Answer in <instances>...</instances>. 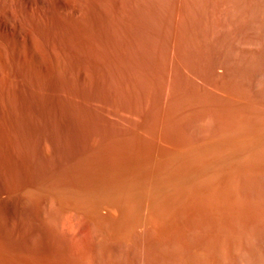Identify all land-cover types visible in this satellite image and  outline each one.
<instances>
[{
	"label": "bare ground",
	"instance_id": "bare-ground-1",
	"mask_svg": "<svg viewBox=\"0 0 264 264\" xmlns=\"http://www.w3.org/2000/svg\"><path fill=\"white\" fill-rule=\"evenodd\" d=\"M67 1L66 0H59V1L57 0L56 2H58V3L55 2L56 4H54L53 0L52 1L50 0V3L52 2L51 3L52 5L50 4V7H51L50 10L52 12L49 10L50 14L52 13L51 15L48 13L49 12L48 10H47L48 12L46 11L47 8L45 10H43V8H41V7L37 10V12L36 11L34 12V13H36L34 15L32 7L35 5V3L41 4V5L43 4L45 6H46V3H48L47 4V6H48L49 1L46 2V0H0V119H3V121H5L4 123H6V124H4V126L2 124L3 127L0 128V135L2 136V139H3V141L1 140L2 142L0 143L1 144L0 149H1V151H3L2 148L4 149L3 146H5L4 151L6 150L8 153H10V155L13 158L12 161H14L16 163V165L20 166L23 169L21 171H24L25 175H26V180H24L22 183L14 184L11 181L12 180L11 179L10 182H12V184H14L13 186L11 185V187L5 186V187L0 188V198H1V200H3V203L6 207V209L9 210L8 212L6 210V212L10 213L13 211V213H14V214H12V213L11 214L14 215V219L16 218V222H17L16 224H18L17 227L19 228V231L14 233V234H16V238L18 239L19 244H21V246H22V245H26V243H27V245H28L27 247H29V248H27V250H30V249L35 250L34 247L38 244V242L40 243V241H41L42 243L47 244V246L48 245L51 246V249L53 247V249H55L58 252H60L61 254H63V256H61V257H63V259H64V256H67L71 260L74 261L73 263L76 262L78 264H157L156 261H158V260H160V262L158 261L159 264H264V240H261L262 237H261V239L257 240L254 236L255 233L249 232L250 229L247 232L245 230V233H242V234L240 233V236H238L239 235L238 234L235 237H233V239L229 240L230 241L229 244H223L218 239L219 243L215 246L214 244L211 243V241H212L211 240L212 237H211L210 243L212 244L213 248L215 246L213 253H212V251H210L211 249L209 250L212 253L211 257L208 256L209 253H207V255L202 256L201 252H199L200 254L198 255V253L196 252L197 249L195 251L194 250L195 247H192L191 245L190 246L193 248V249H191V252L193 253L192 259L190 258L192 254L190 255V257L186 256L187 253L183 254V251L181 254L180 248H182V246H179L180 244L179 245L177 244L178 243V241L176 242L177 238L174 237L175 242H173V241L169 242L168 241L169 245H167L165 243L166 246H168L167 248L165 246V249L166 250L168 249V251H166L165 253L169 252V254L165 255L166 256L165 258L155 260V257H158V256H156V255H158V254H156V252L159 253V251H162V248L165 245V244L162 245L160 239L157 240V237H156L157 235L160 234V233L157 234V229H156V223L158 222V217L160 216L158 213H160L161 216L163 214L162 212L159 211V208L161 205H164L165 202H167L168 204H170L172 202V200L177 202L176 199L175 200L173 199V197L175 195L177 196L178 194L180 196L182 193L184 194L185 191H186L185 194H188V195H189L188 191H190L191 193L192 192L194 193L195 191H197L194 194H196V195L198 194L197 195V198H198V196L201 194L200 191L201 192L204 191L203 189L207 190V188H205V187L211 188V186L214 187L217 184H222V181L226 180L232 174L234 175L237 172L239 173L240 170L242 171L243 169H246V168H247L246 170H248V169L255 170V172L257 173V174L255 173V175H258L257 181H259L260 179H262V181L264 180V165L260 164V159L262 160L264 154H262V153L259 154L260 151H262L264 148V146L262 148V145L264 144V124L262 121H264V120L257 119L260 117L262 118L264 116L261 115V116H258L257 118L255 117L257 120H261L259 122V123L262 122L261 125L259 123H257L259 125L251 124V126L247 127L246 129L241 128L244 131H238V129H240V127H241V125H240L241 121L240 120H238V121H240L238 123L240 125L238 127V129L236 130V128H235V130L233 129L235 132H230V133L229 132H227V133H222V132L216 133L215 131H213V133L214 132L216 133V134H213L211 132V130H207L209 127L208 126L206 129V132L210 131L211 132L210 133L211 135L209 134L210 136L205 135L204 138L201 137L202 139H199L200 137L199 138L197 137L199 139L198 141L195 142V140H193L194 143H191V144L185 143V145H183V146H182V144H180L181 147H179V144H178L177 145L178 147L176 149H174L175 147H173V149L169 153H168V151H169L168 150L167 151L168 154L167 153H165V154L160 153L158 150V152L160 153L158 156L160 157L161 154H164L165 157L160 160L157 158L158 157L157 156V157H155L156 161H155V158H153L155 156L153 153V150L151 149L154 156L151 154V151H149L150 149L148 147L151 146L150 144H149V146L147 144V146H148L147 147V146H144L142 144V141H140V140H138V141H140L141 143L132 141L133 138L135 137V135L137 136L139 134L140 135L145 134L146 129L149 128L148 124H147L148 125L147 128H146V123L145 124L144 123L143 124L138 123L140 126H138V124L136 123L137 127H133V126L130 127L129 125H128L129 127L128 126L125 127L124 125L121 126V123L118 124V122L123 121V120H121L123 118V116H125V117L129 116L132 118L131 120L136 119L138 117V114L136 113V111L138 112V109L135 110V108L137 106L135 108L133 106L130 107V105H129V107H127L128 104L126 105L122 101L125 102V100L129 98L127 101L131 100L135 104V103H137V100H139V96L141 95L140 101H144L143 104L146 103L145 107L147 109L148 106H150L149 105L150 103L148 104V102H151L149 97L153 94L152 92H154L155 87L156 88L158 87V89L160 91L159 94L161 93L160 95H157L156 93H154L157 95V97L160 96V101L158 100L159 101V107L156 106V109L157 110H158V108L160 109V110H158L159 111L158 115H160V116L162 115L161 119L163 118V113H165L167 111V109L170 107V106L168 107V105H170V104L173 105L172 103L179 100L180 101V102L178 101L179 105H180V103H182L181 106H183L184 101L181 102V100H183V97H185V96H183L181 98L180 95H183L185 89H187L186 88L187 85L183 84V82L188 83L189 81L188 80L186 81L185 79H188L190 77L193 78L194 75H195L194 77L198 76L197 77L198 79L206 78L207 74H206V76H205V74L203 76L204 72L202 71V68H201V71L203 73H200L201 76H200V74H198L199 72H197L194 68L196 66L199 67L201 62L208 60V59L211 60L210 61L211 66H208V67H211L209 69L212 70L211 74L209 73L210 71L208 72L210 74V77L212 76V72L214 74V77L215 76L219 77L218 79H220L221 77L222 78L224 77L225 80H222V82L225 81L224 82L225 86H227L226 85V83H227L228 87L230 85L231 88H234V89L238 88L240 91L242 90V92H245V95H246L245 98H247L248 100H250L249 102H251L250 106L251 105L254 106L255 104L253 105V103L256 102V105L259 104L261 107L262 106L264 107V0H207V3H208V5L206 3L207 7L204 6L205 8H203L204 3H202L203 4L202 9H201V7H199L201 4L198 5V7H197V4L202 2V0H172L170 2L171 3L170 8L167 7L168 5L166 6V3H167L166 0H147V5H146L147 8H144L145 5L143 2H145V1H143V0H142L143 4L141 2L140 3L144 7L139 6L140 3L138 4V2H137V4H134L135 1L132 4L131 3L132 0L131 1L128 0L129 2H127L126 0H117V2L114 1V3H116V4L113 6L112 5L110 6V4H109V6L103 5L104 6L103 9L101 7L102 5L99 7L98 6L99 3L98 4L96 3L98 0H91L92 3H91V5L89 4L88 6H86V5L82 6L81 4L79 6H74V4L69 3ZM103 2H104V0H103ZM164 2H166V3L164 4ZM203 2H204V0H203ZM148 3H150V4H148ZM84 4H86V3H84ZM103 4H106V3H103ZM162 4H164V6H166V7H162L163 6ZM172 4H173V6H172ZM75 5H77V4H75ZM45 6H42V7H45ZM194 14H199L201 16L205 15V17H202V19L200 18V20H201V22H200V21H197L195 18L191 19V17H194L193 16ZM124 15H128V16L124 17ZM129 15H131V16H129ZM135 15H149V16L150 15H154V16L157 15L156 19H157L158 15H161V18L164 15H166L164 18H169V19L171 18L172 21H170V20L166 21L165 25H167V28H169L168 26H170V28H172L173 30L171 31V29H170L168 32V33H170V35L169 34L166 35V33H164L163 31L158 30V28H159V26H158V28L156 29V31L157 30L158 31L157 32L153 31L155 34L152 31H150L156 36L155 38H157V39L153 38L154 35L153 36H151L152 34L148 35V33H146V32L145 33L147 34V36L144 35L142 37V35H143L142 33L145 31L143 27L147 26L145 24L148 22H149L148 24H150L151 19L149 18V20H148V16L145 17V18H147L146 20L148 21L145 23L144 21H146V20H144V19L139 20V18H138L139 16H135ZM167 15L168 16L170 15V16L168 17ZM171 15H174L175 17H171ZM179 15H182V16L183 15H187V16L192 15V16L190 18H188L189 17L188 16L186 18V20L184 19V17H186V16H184L183 17L184 21H181L182 16L180 17ZM156 19H155V22H156ZM162 19H161V21L163 23H165L164 22L165 20L163 19L164 20L163 21ZM173 19H174V21H173ZM193 19H195L196 24H198V23L200 25L202 24V26H201L202 29L200 30V32L198 31L199 29L197 30V32H199V33H196L195 32L196 30L193 31L194 26H196V28H197V25H195V22H193L194 21ZM153 20H154V18H153ZM153 20H151V21H153ZM198 20H199V18H198ZM141 21L144 22L145 26L143 25V22H141ZM157 21H158L157 23L160 22V20H157ZM150 25H149V27H150ZM200 25L198 26V28L200 27ZM118 26L124 27V28L119 27L121 32L123 34L125 33L124 34L125 37L123 36L121 39H120V37L123 34L120 33V31H118L119 30V29H117ZM181 27L182 28L185 27V28L181 29ZM151 28H152V26H151ZM161 28H162V25H161ZM122 29L124 30V32L122 31ZM136 30H139L142 32V33L137 32V33H141L140 38H138V36H139L138 34L136 36V34H135ZM148 30H150V29H147V31ZM119 35H121V36H119ZM167 36H169V37H167ZM151 37H152V39H151ZM161 37L163 39H165V37H167L168 40L166 39V40H164L166 42L163 41L164 43L163 42L161 43L160 42L162 40ZM157 40H159V41H157ZM155 41H157V42H155ZM208 61H205V62L207 63ZM210 62H208L207 65H210L209 64ZM201 64L204 65L205 63L203 62ZM204 71H205V67H204ZM72 73L75 76L77 75V78L79 80L78 81L79 82L78 90L74 88V86L76 85V82L73 83L72 76H71ZM63 74L66 77L65 76L63 77ZM179 76H181L180 78L182 80H183V78L185 80V81H182V84L180 82L181 80L179 79ZM45 77L48 78L47 81H49V79L51 81V82L49 81L50 82V85L48 86L49 90L46 89L47 87L43 86L45 83L44 82L45 80H43V78H45ZM213 79H211V81ZM215 79H217V78H215ZM218 79H217V81H218ZM178 80H179V82H178ZM201 80L203 81L204 79H201ZM191 81H193V80H191ZM209 81L210 80H208V82ZM198 82H201V81H198ZM203 82H205V80ZM203 82L201 84H203ZM46 83H48V82H46ZM93 83H94V85H93ZM178 83H180L181 86ZM61 84H65L67 86V89L70 92V93L66 92L69 94L68 98L67 97L65 98L63 93L61 92V89H60ZM206 84H208V83H206ZM143 85H145V86L143 87ZM178 85H179L180 89L178 88ZM182 85H184V87ZM214 85H216V84H214ZM66 86H65V88H66ZM93 86H95V87H93ZM193 86L194 85H192V87ZM223 86L221 88V85H220L219 89L221 88L223 91L224 90L226 91L225 88L223 89ZM29 87H31V89ZM75 87L77 88V86H75ZM203 87H204V85H203ZM205 87H207V85ZM61 88H62V86H61ZM211 88H210V90H211ZM138 89H140V90L138 91ZM178 89H179V91H178ZM191 89H193V88H191ZM200 89H202V88H200ZM214 89L215 90L217 89L215 92H217V93L220 92L219 95H221V92H223V91H221V89L220 90L218 89V86H217V88L215 87ZM238 89H237V93L239 95L240 92ZM14 90L15 91H21L20 94H22V93L24 94L25 90H27L29 92L28 93L26 91L28 93V96L26 95L28 98L29 97L31 99L34 98V99H37L41 102V103L40 102L39 103L42 104V106H40V107L43 110L39 109V111H42V112L33 114L37 110L35 109L36 111H33L34 109L32 110L29 107H27V103L25 102L26 99H24L25 96L23 97L22 96L23 94L19 96V94L17 92L14 93ZM44 90L45 91L47 90L49 92L46 91L47 92L46 93ZM230 90L228 92H230ZM137 91L140 92L139 96H138L139 93ZM43 92H45L46 95L48 93L50 94V92L52 94H54V95H52V97H54V96L56 97V100L55 99L54 100H55V104L58 106L55 108L59 109V113L65 112L66 114L67 113L69 114V115L67 114L69 117L66 116L65 114H63L64 116L67 117V120L65 117V121L67 124L63 122L60 125L57 123L58 124L57 125L54 121V120H56V118H53L54 120L51 118L50 115H53L56 110L52 109L54 111L53 114L49 113V112H51L49 109H47L48 108L47 102L49 100H47L48 98L45 96V93H43ZM201 92H202V90H201ZM234 92H235V90L233 92L231 91V93H234ZM16 93L18 94L17 96H19V97H16L14 95ZM185 93H187V90L185 91ZM195 93H196V91H195ZM237 93H235L236 94V96L234 95L235 97H238ZM188 94H186V95H188ZM198 94H199V92H198ZM209 94H210V92H209ZM223 94H225V93H223ZM243 94L244 93H242V95ZM61 95H63L62 97H64L65 99H67V100L69 99L71 101L70 102L71 104L69 103L70 105L67 103L69 106L65 104L66 102L64 103L65 99L63 98L64 100H62ZM225 95H227V94H225ZM240 95H241V93H240ZM124 97H127V98L125 99ZM194 97L195 96H193V98ZM230 97H231V95H230ZM242 97H244V96H242ZM121 98H122V100H121ZM185 98H188V97H185ZM238 99H241V98H238ZM109 100H112L110 102L111 103L113 102V104L117 103V102L118 103L122 102L123 104H120L121 106L117 104L119 107L118 108L119 110L117 108H115V110H113L115 105L111 109L110 105L112 106V104L109 103ZM188 100H186L185 102H187ZM202 100H201V102H202ZM209 100H207V101L209 102ZM214 100L216 101L217 99L214 98ZM214 100L212 99V101H214ZM230 100H231V98H230ZM236 100H237V98H236ZM131 101H129V102L131 103ZM203 101H205V100H203ZM219 101L220 100H218V103H219ZM243 101H245V100H243ZM226 102H228V101H226ZM246 102H248V101H246ZM35 103H37V102H35ZM77 103L79 105L78 107H77ZM203 103H205V102H203ZM230 103L232 104V106L234 105V103H232V101ZM55 104H54V106H55ZM175 104H177V103H175ZM20 105H23V106L25 105L26 107L25 106L24 107L21 106V107H22V109L27 108V110L22 112ZM131 105H132V103H131ZM154 105L155 104H153V106ZM179 105H178V108H179ZM240 105H242V104H240ZM143 106L144 105H142V107ZM188 106H186L187 109L192 107L191 104ZM201 106H203V105L201 104ZM223 106H220V107L222 108ZM238 106L235 105V107H238ZM247 106H249V105H247ZM79 107L81 110H83V112H85V111L88 112L87 110L90 109L91 113L93 112L92 110H94L96 107H98L100 110H98L96 108V111L94 113L97 114V110L100 112L102 110L104 112V114H106L108 119L109 118L111 119V116H109V115H112V116L115 115L114 118L120 117V120L118 122H116L117 119L116 120L113 118L111 119L112 122L115 121L116 124H118L119 126L113 124V126L114 125L116 126V127L115 126L113 127L112 125H110L111 122L109 121L110 122L109 123L108 120H106L109 123V126L107 124L105 126V124L103 123V125L105 126V127H103L100 124L101 122H98L100 124V126H98V125L96 126V124L90 125L91 122L89 121L90 122L89 126H93V127H87L88 125L84 127L83 125H85V124L80 122L81 120L79 121L80 124L78 123V121L76 122V120H75V118L77 119L83 113L82 112L80 115L78 114L81 111L79 109ZM216 107L214 109H216ZM241 107L243 110L245 107V110H246V106H244V107L240 106V109H241ZM32 108H33V106H32ZM34 108H36V107H34ZM37 108H39V106ZM181 108H179V109H181ZM233 108H234V106H233ZM233 108H231V110ZM28 109L32 110L33 112L29 114L28 112L30 110L28 111ZM153 109H155V108L151 106L150 109L148 108L147 111H145V112L150 113V115L152 114L151 115V117H152L154 112L153 113H151V112L153 111ZM156 109L154 110L155 113L157 111ZM179 109H178V111H179ZM208 109H207V111H209ZM224 109H227V107H224ZM240 109L237 108V111L238 112L241 111ZM116 110H118V111H116ZM193 110H192V113L196 112V110L195 111H193ZM198 110L200 111L199 108H198ZM228 110H230V109H228ZM234 110H235V108H234ZM234 110H232V112ZM258 110H260V109H258ZM26 111H28V112H26ZM215 111H218V109ZM260 111H258V112H260ZM103 112H101V113L103 114ZM181 112H182V109H181ZM201 112H202V110H201ZM220 112H221V110H220ZM220 112H218V113H220ZM225 112H227V111H225ZM250 112H251V110H250ZM254 112H255V108H254ZM254 112H251V114L253 113L252 115H254L256 113V112L255 113ZM141 113H142V111H141ZM176 113H174V111H173V114L176 115ZM198 113H200V112H198ZM215 113H217V112H215ZM60 114H62V113H60ZM85 114L87 115V113H85ZM95 114H92V115L94 116ZM182 114H183V112H182ZM206 114H202V115H204L206 117L209 116V114L208 115H206ZM222 114H223V112H222ZM225 114H227V113H225ZM234 114H235V112H234ZM247 114H250V113H247ZM22 115L24 117L26 116L25 119H27V122L24 123L23 118H22L23 121L20 119L22 117ZM33 115H36L34 117H37V118L41 117L43 119V121H41L42 123L41 122L34 123V124L31 123L32 120L33 121L38 120V119L34 120ZM54 115H53V117H54ZM119 115H121L122 118ZM238 115H241V114H238ZM168 116H170V115H168ZM230 116H231V114H230ZM233 116H231V117H233ZM247 116H249V115H247ZM90 117H92V116H90ZM94 117H96V115ZM107 117H105V118H107ZM129 117L128 118L126 117V119H130ZM142 117H143V115H141V118ZM144 117H145V115H144ZM154 117L156 118L155 115H154ZM171 117H174V116L172 115ZM193 117H195V115ZM198 117L199 116H197V118ZM223 117H226V115ZM249 117H252V116H249ZM61 118H64V117H61ZM72 118L75 120V122L77 124L81 125V123H82L83 127L78 126V125L75 126V123L69 124V123H71V121L74 122V120H72ZM81 118H83V117H81ZM81 118L79 117V119H81ZM101 118H103V117H101ZM179 118H178V120H179ZM218 118H221L220 119V122H221L222 117H218ZM234 118H235V116L233 117V120H234ZM239 118H237V119H239ZM243 118H244V116H243ZM79 119H77V120H79ZM174 119H175V117H174ZM180 119H182V118H180ZM188 119H189V117H188ZM201 119H197V121L200 120V122L202 123L203 119L202 120ZM212 119L215 120L214 118H212ZM87 120H90V119L87 118ZM189 120L187 122H190L193 119H191L190 121ZM205 120H206V118H205ZM228 120H229V117H228L227 121ZM241 120H242V118H241ZM21 121L23 123H21ZM102 121H105V120H102ZM124 121L126 122V120H124ZM162 121H159V123H161ZM173 121L174 120H172V122ZM175 121H177V120L175 119ZM218 121H219V119L217 120V123H218ZM227 121L222 123L223 128L225 126H227V125L224 126L225 123L226 124L228 123ZM231 121L232 120L230 119L229 122H231ZM253 121H254V119H253ZM61 122H62V119H61ZM85 122H86V120H85ZM151 122L152 121L150 119V123ZM167 122H168V120H167ZM169 122H171V121H169ZM187 122H186V125H187ZM193 122L194 121H192L191 123L193 124ZM211 122H213V121H211ZM247 122H248V120H247ZM250 122L245 123L243 125H246V124L250 125ZM173 123H175V122H173ZM181 123H183L182 120H181ZM236 123H237V121H236ZM236 123L234 124V127H235ZM222 124H221V127H222ZM228 124H230V123H228ZM171 125H172V123L169 125V127H167V129H169L170 127L172 128L173 126H171ZM183 125H180V126H183ZM208 125H210V124H208ZM204 126H206V125H204ZM212 126L214 129L215 128L214 125H212ZM189 127H191V126L189 125ZM192 127H193V125H192ZM196 127H197V125H196ZM210 127H211V125H210ZM217 127H216V129H217ZM159 128H161V127H159ZM176 128L177 127L172 128V129H176ZM201 128L204 129V127H202V125H201ZM167 129H166V131H167ZM178 129H176V130H178ZM184 129H186V128H184ZM203 129H202V132H205V131H203ZM151 130H153V129H151ZM196 130H197V128H196ZM222 130L221 129L219 130V127L217 129V131H222ZM162 131H164V128ZM168 131H170V130H168ZM173 131H175V130H173ZM186 131H188V130H186ZM227 131H228V128H227ZM157 132H159V131H157ZM171 132H172V130H171ZM171 132H170V135L173 133H176V132H173V133H171ZM164 133H165V131H164ZM183 133H185L184 130H183ZM190 133L188 135L186 133L185 137L189 136ZM192 133L194 134V131ZM155 134L151 138H153V139L155 137L157 138L158 134H159V138H160V136H162V135H160L161 132L158 133L156 136H155ZM167 134H169V133H167ZM166 135H165V137H166ZM170 135H167V136L169 137ZM173 135H175V134H173ZM173 135H171V136H173ZM178 135H179V133H178ZM149 136H150V134H149ZM180 136H181V134H180ZM192 136H194V135H192ZM162 137L164 138V136H162ZM176 137H175V139H176ZM188 138H190V137H188ZM137 139H139V138H137ZM147 139L149 140V138H147ZM153 139H151V141ZM177 139H178V141H180L182 138L177 137ZM191 139L192 138H190V140ZM142 140H143V137H142ZM164 140L162 139V141H164ZM182 140H184V138ZM168 141H170V140H168ZM175 141L173 143L177 142V141L176 142ZM148 142H145L144 144H146ZM152 143H153V141H152ZM164 143L165 142H163L162 144H164ZM173 143H172V146H174ZM153 145H152V147H155V145L154 146ZM156 145H158V144H156ZM1 146H2V148H1ZM160 146H161V143H160ZM168 146L169 145L167 144V148H170ZM175 146H176V144H175ZM152 147H150V148H152ZM156 149H158V148H156ZM164 149L166 150V147ZM162 150H163V148H162ZM1 151H0V154H1ZM154 151H157V150H154ZM160 151H161V149H160ZM258 154L261 156L263 155L262 158L260 156L259 157L260 159H259L257 157V156H259ZM6 155H8V154H6ZM1 158L2 157L0 156V159ZM4 158H6V157H3V159ZM257 158H258L259 162L257 161ZM1 162L2 161L0 160V176H2L1 175L2 174ZM4 162L5 161L3 160V163ZM155 162H157V163L161 162V163H160V165L158 164L159 165L158 166V165H156ZM263 163L264 162L262 161V164ZM5 169L7 170V168H5ZM5 169H4V171H5ZM10 169H11V167H10ZM13 172L17 173L16 171H13ZM19 172H20V169H19ZM251 172L253 173V171H251ZM10 173L11 172H9V175H11ZM244 174L248 175L249 173H244ZM15 175H17V174H15ZM237 175L238 174H236V176ZM247 175L245 176L246 178H248ZM249 176L251 179L252 174ZM17 178H15V180ZM238 178L240 179V177H238ZM254 178L257 179V176ZM254 178L252 180H254ZM7 180H9L8 177H7ZM246 181H247V179H246ZM226 183L228 186L229 183L228 182H226ZM233 183L234 182H232V184ZM238 183L240 184L239 181H238ZM243 183L245 185L246 183H249V181H247V182L244 181ZM255 184H257V183H255ZM259 184H261V183H259ZM262 184L264 185V181ZM222 185H224V183ZM240 185H239V187H241ZM244 185H243L242 189H244V192H245L247 184L245 185V188H244ZM252 185H254V184H252ZM8 186H10V185H8ZM224 186H226V184ZM229 186H228V188H231L233 185H231V187H229ZM234 186L232 187L233 189H234ZM237 186L238 185L236 183L235 187H237ZM251 186L249 189L247 188L248 189L247 192L251 189ZM254 186H256V185H254ZM219 187H221V185ZM225 189L227 190V188H225ZM240 189H239V191H241ZM255 189L257 190V188H255ZM209 190H211V189H209ZM259 190H261V189H259ZM214 191H215V189H214ZM217 191H216V193H217ZM233 192H236V188L234 189ZM233 192H231V193L233 194ZM216 193H215V195H214V193H212L214 195L213 196L214 198H215V196H217ZM227 193H229V192H227ZM238 193H237V195H238ZM260 193H262V192L260 191ZM210 194H208L207 199H208ZM217 194H219V192ZM223 194H225V193H223ZM242 194H240V195H242ZM205 195L206 194L204 192L203 197L201 196L198 199L202 201L201 198H204ZM228 195H230V193ZM259 195L260 194H257L258 197H259ZM225 196L227 197L226 194H225ZM234 196L235 195L233 194L232 197H234ZM252 196H254V198H256L255 195H252ZM180 197L183 198V195ZM180 197H179V199H180ZM193 197H194V195H193ZM226 197L223 196L224 200L226 199ZM232 197L230 199H232ZM239 197H241V196H239ZM242 197L240 199H242ZM251 197H250V199H251ZM258 197L256 199H258ZM175 198H177V197H175ZM187 198H189V196L186 197L185 199H187ZM190 198H191V196H190ZM205 198H204V200H205ZM210 198H212V197H210ZM234 198H236V197H234ZM194 200H195V198H194ZM224 200H222V201H224ZM261 200H263V198ZM168 201L169 202L171 201V202L169 203ZM179 201L180 200H178V202ZM188 201L190 202L191 199ZM197 201L198 200L196 199V202ZM211 201H212V199H211ZM220 201H221V199H220ZM220 201L218 202V207H219ZM240 201L241 200H239V202ZM0 202H2V201H0ZM163 202H164V204H162ZM181 202L182 201H180V203ZM208 202H210V201H208ZM249 202H251V201H249ZM224 203L226 204L228 202L226 201ZM251 203L256 205V203H253V201ZM251 203H249V204H251ZM192 204H193V202H192ZM202 204H207V203L204 201ZM216 204H217V202H216ZM234 204H236V203H234ZM249 204H247V205H249ZM194 205H196V204H194ZM199 205L200 204L198 203L197 206H199ZM240 205L241 204H239L238 206H240ZM215 206L213 205V207H215ZM5 207H3V208H5ZM168 207H170V206H168ZM192 207H194V206H192ZM192 207H191V209H192ZM251 207H250V211L253 208V207L252 208ZM256 207L258 208V206H255V209H256ZM263 207H264V205H263ZM162 208H164V207H162ZM175 208H178V207H175ZM185 208L186 207H184V211H185ZM198 208H196V209H198ZM235 208L237 209V207H235ZM248 208H249V206H248ZM248 208H243V209H248ZM165 209H168V208H165ZM188 209H190V208H188ZM199 209L202 210L201 208H199ZM208 209H209L208 212H211L210 208H208ZM211 209H212V207H211ZM239 209H240V207H239ZM255 209H253L254 212H255ZM215 210H217V209H215ZM215 210H213L212 212H214ZM219 210H221V209H219ZM219 210H218V212L221 213V211H219ZM230 210L233 211V208ZM258 210H259V208H258ZM260 210L262 211V209H260ZM181 211H183V209ZM203 211L206 212V210H203ZM203 211H201V212H203ZM223 211H224V209H223ZM250 211H248V212L246 211V213L244 212V214L248 215V213ZM169 212H171V210ZM191 212L192 211H190V214L195 213V212H192V213ZM198 212H200V211H198ZM241 212H243V210H241ZM175 213H172V214L175 215ZM188 213L189 212H187V214ZM229 213L231 214L232 212H229ZM262 213H264V212H262ZM164 214L166 215V213H164ZM183 214H182V216H184ZM234 214L232 213L231 215H234ZM176 215H178V214H176ZM196 215L197 214H195V216ZM243 215L240 214V216H242V217H243ZM186 216L184 218H186ZM205 216L203 215L202 218H205ZM188 217H191V216L189 215ZM209 217H207V219H206L207 222L208 221L211 222V220H208ZM219 217H222V214ZM236 217H237V215H236ZM260 217H261V215H260ZM211 218H212V216H211ZM3 219H5V218H3ZM165 219H167V218H165ZM175 219H177V218H175ZM181 219H183V218H181ZM224 219H227V217L223 218V220ZM231 219H233V218L231 217ZM231 219H230V222L232 221ZM258 219H260V218H258ZM194 220H195V218H194ZM213 220H212V222L214 223ZM244 220H245V218H244ZM3 221H5V220H3ZM159 221H161V220H159ZM164 221H166V220H164ZM187 221H190V220H187ZM192 221H191V223H192ZM236 221H237V219H236ZM257 221L258 220H256V223H257ZM200 222L201 221L199 220V223ZM207 222H206V224H207ZM222 222L224 224V221H222ZM238 222H236V223L238 224ZM168 223H170V222L168 221ZM173 223L176 224L175 222H173ZM182 223H181V225H183ZM203 223H205V222H203ZM213 223H211V224H213ZM254 223L255 222H253V224ZM12 224H14V223H12ZM163 224H164V222H163ZM215 224H213V226ZM250 224H252V223H250ZM185 225H186V223H185ZM220 225H221V223H220ZM229 225H231V224H229ZM240 225H242V224L239 223V226ZM14 226H16V225H14ZM172 226H173V224H172ZM191 226H193V225L191 224ZM199 226H202V225L199 224ZM204 226L206 227V225H204ZM237 226L235 224L236 228H237ZM256 226H257V228L259 227L258 225H256ZM158 227H161V225ZM165 227H167V226L165 225ZM178 227L179 226H177V228ZM227 227H229V226H227ZM235 227H233V228H235ZM260 227L262 228V226H260ZM13 228L14 227L12 225V229ZM162 228H159V229H162ZM174 228H176V227L174 226L173 229ZM196 228H197V230L200 229L199 227H196ZM212 228L215 229L214 227H212ZM212 228H210V229H212ZM221 228H223V227H221ZM263 228H264V226H263ZM6 229H9V227H7ZM6 229H4V231ZM28 229H30V230H28ZM181 229H183V228H181ZM181 229H179V230L181 231ZM184 229L186 230V228H184ZM191 229H192V227H191ZM210 229H209V231H210ZM16 230H17V228H16ZM24 230H27L25 232H28V233H24V235L28 234V237H26L27 240L24 237V235L22 234ZM207 230H205V228H204V231H207ZM223 230H225V229H223ZM227 230H228V228H227ZM158 231H160V230H158ZM164 231L166 233V230H164ZM171 231H172V234L175 233V232H173V230H171ZM200 231H201V229H200ZM252 231H254V230H252ZM214 232H215V230H214ZM179 233H178V235H179ZM190 233H191V231H190ZM195 233H196V231H195ZM201 233H202V231H201ZM204 233L202 235H204ZM224 233H226V232L224 231ZM183 234L184 233L182 230L181 235H183ZM213 234L215 235V233H213ZM256 234H257V232H256ZM162 235H163V233H162ZM165 235L168 236V234H165ZM173 235H175V234H173ZM186 235L188 237V234H186ZM191 235H192V233H191ZM196 235H197V233L195 234V237H197V240H198V236H196ZM200 235L201 234H199V236ZM208 235H210V234H208ZM208 235H206V236H208ZM221 236H222V234H221ZM262 236L264 237V232H263ZM21 237H23L25 239V241L22 240L23 238L21 239ZM163 237H164V235H163ZM201 237L202 236H200V239H202ZM216 237L219 238V235ZM182 238H183V236H182ZM191 238H192V236H191ZM206 238L207 237H205V240H206ZM213 239H215V238H213ZM12 240H13V238H12ZM161 240H163V239H161ZM187 240L185 239V242H187ZM191 240H193V239H191ZM222 240H224V239L222 238ZM36 241H38L37 244H36ZM202 241H203V239H202ZM11 242H13V241H11ZM190 242L192 243L193 241H190ZM198 242H200V240H198ZM205 242H207V241H205ZM212 242H214V240ZM214 243L216 244L217 241L215 240ZM226 243H228V241ZM196 244H198V243H196ZM208 244L209 243H207V245H204V246H208ZM40 245H41V243H40ZM21 246L17 247L16 249H19V248L22 249L24 247V246H22V247ZM161 246H162V248H161ZM188 246H189V243H188ZM190 246L188 249L191 248ZM204 246L202 248H204ZM12 247H13V245H12ZM197 247L198 246H196V248ZM24 248H26V247H24ZM42 248L45 249V246H43ZM184 248H186V247H184ZM200 248L201 247L199 246V249ZM209 248H211V247L209 246ZM16 249H14V251ZM36 249L40 250L38 248H36ZM22 250H24V249H22ZM17 251H16V253H18ZM19 251H21V250H19ZM54 251H53V253L55 254ZM164 251L165 250L163 248V252ZM198 251H200V250H198ZM47 252H49V251H47ZM206 252H207V250H206ZM20 253L22 254V252H20ZM38 253L41 254L40 251ZM38 253H36V254H38ZM50 253H51V251H50ZM202 253H204V252H202ZM159 254L161 256V253H159ZM184 255L189 259H187V258L185 259ZM18 256L20 258L21 255L19 254ZM204 256H206V257H204ZM67 257H66V259H67ZM162 257H163V255H162ZM45 258H42V259L45 260ZM37 259H38V257H37ZM36 261H34V263ZM31 262H32V260H31ZM37 262H40V261H37ZM47 262H49V261H47ZM62 262H65V259H64V261H61V264H63ZM24 263L25 262H23L22 264H24ZM69 263H71V262H69ZM69 263L67 261V264H69ZM18 264H20V263H18ZM30 264H32V263H30Z\"/></svg>",
	"mask_w": 264,
	"mask_h": 264
},
{
	"label": "rangeland",
	"instance_id": "rangeland-1",
	"mask_svg": "<svg viewBox=\"0 0 264 264\" xmlns=\"http://www.w3.org/2000/svg\"><path fill=\"white\" fill-rule=\"evenodd\" d=\"M48 1H49V5H48V6H47L48 3H46V6L43 5V4L41 5V4H37V3H35V5H36V6H35V5L33 4V5H34V6L32 7V8H33V9H32V10H33V13H34L35 11L37 12V10H38L40 7L43 8V10H45V9L47 8L46 11H47V10L49 11V10L51 9L50 4H51L52 2L50 3V0H48ZM48 1L46 0V2H48ZM51 1H52V0H51ZM54 1H55V0H53V3H54V4L58 3V2H56L57 0L55 1L56 3H55ZM58 1H59V0H58ZM66 1H67V0H66ZM72 1H73V0H71V1L68 0L67 2L74 4V6H79L80 4H81L82 6H83V5H84V6H85V5L88 6L89 4L91 5V3H92L91 0H88V1H87V0H86V1H85V0H81V1H80V0H74L73 2H72ZM98 1H99V2H98ZM98 1H97L96 3H97V4L99 3V5H98L99 7L102 5V6H101L102 9H103V7H104L103 5H105V6H109V4H110V6H111V5L113 6V5L116 4V3H114V1L117 2V0H110V1H109V0H108V1H107V0H104V2H103V0H102V1H101V0H98ZM126 1L129 2V1H131V0H129V1L126 0ZM134 1H135V3H134ZM143 1H145V2H143ZM143 1H142V0H137V1H136V0H132L131 3H132V4H133V3H134V4H137V2H138V4H139L140 2H141V3L143 2L144 5H145V7L142 5L143 3H142V4L140 3L139 6H143L144 8H147V6H146V5H147V0H143ZM166 1H167V3L164 2V4L166 3V6L168 5L167 7L170 8V7H171V3H170V2H171L172 0H170V1H169V0H166ZM205 1H206V2H205ZM77 2H78V3H77ZM107 2H108V3H107ZM84 3H86V4H84ZM87 3H88V4H87ZM103 3H106V4H103ZM111 3H112V4H111ZM202 3H204V5H203ZM206 3H207V0H204V2H203V0H202V2H200L199 4H197V7H198V5L201 4L199 7H201V9H202V5H203V8H205V7H207V5H208V3H207V5H206ZM75 4H77V5H75ZM148 4H150V3H148ZM164 4H162V5H163L162 7H166V6H164ZM38 5H39V6H38ZM40 5H41V6H40ZM51 5H52V4H51ZM42 6H45V7H42ZM137 6H138V5H137ZM172 6H173V4H172ZM204 6H205V7H204ZM49 7H50V8H49ZM48 8H49V9H48ZM34 9H35V10H34ZM199 9H200V8H199ZM48 11H47V12H48ZM50 11H51V10H50ZM50 11L48 12L49 14H50ZM51 12H52V11H51ZM35 14H36V13H34V15H35ZM51 14H52V13H51ZM51 14H50V15H51ZM126 16H128V15H124V17H126ZM129 16H131V15H129ZM135 16H139V17H138L139 20H141V19H142V20H143V19L146 20L147 18H145V17H147V16H148V20H149V18H150L151 20H153V18H154L153 21L150 20V22L152 23V24L150 23L151 25L148 24L149 22H148L147 20L144 21L145 23L148 22V23L145 24V25H147V26L144 25V22H143V21H141V22H143V25L145 26V27H143L145 31L142 33L141 31L136 30V33H135V34H136V36H137V34L139 35L138 38H140L141 33L143 34L142 37H143L144 35L147 36L146 33H148V35L152 34L151 36H153V35L155 34L154 32H157L158 30H160V31H163L164 33H166V35H167V34L170 35V33H168L169 30H170V29H171V31L173 30L172 28H170V26H168L169 28H167V25H165V24H166V21H168V20L172 21L171 18H170V19H169V18H164L166 15H164V16L162 15V16H163L162 18H163L165 21L161 18V15H158L157 19H156V16H157V15H156V16H154V15H150V16H149V15H135ZM140 16H141V17H140ZM153 16H154V17H153ZM167 16H168V15H167ZM169 16H170V15H169ZM169 16H168V17H169ZM179 16L181 17L182 15H179ZM184 16H186V17H184ZM188 16H189V17H188ZM188 16H187V15H183V16L181 17V18H182L181 21H184V19L186 20L187 17L190 18L192 15H188ZM193 16H194V17H191V19H192V18H195L197 21H200V22H201L200 18L202 19V17H205V15L201 16V15H199V14H194ZM197 16H198V17H197ZM142 17H143V18H142ZM171 17H175V16H174V15H171ZM183 17H184V19H183ZM198 18H199V20H198ZM155 19H156V22H155ZM161 19H162L165 23H163V22L161 21ZM166 19H167V20H166ZM195 19H193V20H194L193 22H195ZM157 20H160V22L157 23V22H158ZM173 21H174V19H173ZM156 23H157V24H156ZM162 23H163V24H162ZM184 23H185V22H184ZM198 24H199V23H198ZM198 24H196V22H195V25H197V28H196V26L193 27V28H194L193 31L196 30V31H195L196 33H199L200 30L202 29V27H201L202 24H201V25L199 24L201 28H200V27L198 28V26H199ZM149 25H150V27H149ZM161 25H162V28H161ZM151 26H152V28L154 27V28H153L154 30L151 28ZM158 26H159V28H158ZM164 26H165V27H164ZM183 26H184V25H183ZM119 27H120V26H118L117 29H119L118 31H120V33H122L121 30H120V28H124V27H120V28H119ZM163 27H164V28H163ZM145 28H146V29H145ZM157 28H158V30L156 31ZM184 28H185V27H183V28L181 27V29H184ZM147 29H150V30L147 31ZM162 29H163V30H162ZM198 29H199V30H198ZM115 30H116V29H115ZM197 30H198L199 32H197ZM122 31L124 32L123 29H122ZM150 31H152V32L154 31V32H153L154 34H153L152 32H150ZM166 31H167V32H166ZM171 31H170V32H171ZM137 32H141V33H137ZM145 32H146V33H145ZM144 33H145V34H144ZM122 34H123V33H122ZM122 34H121V35H122ZM124 34H125V33H124ZM124 34H123L122 36L119 35V36H121L120 39L124 36ZM124 37H125V36H124ZM142 37H141V38H142ZM155 37H156V36L154 35L153 38H155ZM167 37H169V36H167ZM167 37H165V39H163V38L161 37L162 40H161L160 42L162 43L164 40L167 39ZM158 38H159V37H158ZM161 38H160V39H161ZM151 39H152V37H151ZM155 39H157V38H155ZM167 40H168V39H167ZM153 41H154V40H153ZM157 41H159V40H157ZM157 41H155V42H157ZM155 42H154V43H155ZM164 42H166V41H164ZM164 42H163V43H164ZM208 60H209V59H208ZM208 60H205V61H208ZM205 61H203V62L205 63L204 65H202L201 63H203V62H201V63H200L201 66L199 65V67L196 66L197 68H196V67L194 68L197 72H199L198 74L203 73V72H204V73H203V76H204V74H205V76H206V74H207L206 78H201V79H204L205 82H203L204 80L202 81L201 79H198V78H197L198 76H197V77H194L195 75L193 76V78L190 77V78H188V79H185L186 81H187V80L189 81L188 83H187V82H183V84H186V85L188 86V87H187V86L185 85L186 88H187V89H185V91L187 90V93H185V91H184L183 95H180V96H181V98H182L183 96L188 97V98L183 97V100H181V102L184 101V102H183V103H184L183 106H181L182 103H180V105H179V102H180L179 100H177L176 102L172 103L173 105H171V104L168 105V104H167L168 107L170 106V107H169L170 109L168 108L167 111H166L165 113H163V118H162V119H161L162 115H161V116L158 115V113H159L158 110H160V109L158 108V107H159L160 96L157 97V95H160V94H161V93L159 94L160 91H159L158 87H157V88L155 87L156 90L153 88V89H154V92H152L153 94L156 93L157 95H156V94H154V95L152 94V95L150 96L151 98L149 97V99L151 100V102H152L153 104H155V105L153 106V104H152L151 102H148V104L150 103V104H149L150 106H148V108L150 109V107L152 106V107H154V108L156 109V106H158V107H157L158 110L156 109V110H157V111H156L157 114H156L155 111H154L155 109H153V111L151 112V113L154 112L152 117H151L152 114L150 115V113L145 112V111H147V109H148V108L146 109V107H145V104H146V103L143 104L144 101H140V99H141L140 96H141V95H140V92H138L140 89H138V91H137V92L139 93L138 96L140 95V96H139V100H137V103L134 104L131 100H129V101H131V103H132V105H131V103H130L129 101H127V100L129 99V98L126 99L127 97H124V98L126 99L125 102L122 101L124 104H126V105L128 104L127 107H129V105H130V107L133 106L134 108L137 106V107L135 108V110L138 109V112L136 111V113L138 114V117H137L136 119H137L138 121H137L136 119H133L134 121L131 120L132 118L129 117V116H126V117H127V118L129 117L130 119H126L125 116H123V118L125 117V118L123 119L122 116L119 115V116H121V118H122L121 120H123V121L118 122V121L120 120V117H119V118H116V117L114 118L115 115H113V116H112V115H109V116H111V119H112V118L115 119V120L117 119L116 122H118V124L121 123V126L124 125L125 127H127L128 125H129L130 127H131V126H133V127H137L136 125H137L138 123H139V124H140V123H142V124H143V123H144V124L146 123V128H147V126L149 125V126H148L149 128L146 129L145 134H143V135H140V134H139V135H137V136L135 135V137H134L135 139L133 138L132 141H133V142H139V143H141L140 141H142V144H143L144 146H147V144H148V146H149V144H150L151 146H149V147L147 146L150 150H149L147 147H146V148H147L149 151H151V154H152V155H153V153H154L155 156L153 155V156H154L153 158L157 157L160 153H164V154L167 153L168 150H169V151H168V153H169V152L173 149V147H175L174 149H176V148L178 147V146H177L178 144H179V147H181L180 144H182V146L185 145V143H186V144H189V143L191 144V143H194L193 140H195V142H196V141H198L199 139H202L201 137L204 138L205 135H206V136H207V135L210 136V135H211L210 133H211V132L213 133V131H215L216 133H221V132H222V133L235 132V131H234L235 128H236V130H237L238 127H239L240 125H241L240 129H241V128L246 129L247 127L251 126V124H257V123H259L261 120H264V117H262V118H261V117H260V118H257L258 116H261V115L264 116V107H263V106L261 107L259 104L256 105V102L253 103V105L255 104L254 106H252V105L250 106L251 102H249L250 100H248L247 98H245V97H246L245 92H242V90L240 91V90L237 88V89L239 90V92L241 93V95H242V93H244V94L242 95V96H244V97H242V96L240 95V93H239V95H238V93H237V89H236V88H235V89H234V88H231L230 85H229V87H230V88H229L227 83H226L227 86H225V85H224V84H225V83H224L225 81L222 82V80H225L224 77H223L224 79L221 77L222 79L220 78V79H221V80H220V79H218L219 77H217V76L214 77L213 72H212V76L210 77V74H211V71H212V70L209 69V68H211V67H208V66H211V62H210L211 60L208 61V62H210V63H209L210 65H207L208 62L206 63ZM206 65H207V66H206ZM202 66H203V67H202ZM204 67H205V71H204ZM201 68H202V71H203V72L201 71ZM206 68H207V69H206ZM208 69H209V70H208ZM207 70H208V71H207ZM209 71H210V72H209ZM205 72H206V73H205ZM208 72H209L210 74H209ZM61 76H62V75H61ZM64 76H65V75L63 74V77H64ZM71 76H72L73 83L76 82V85H75V84H74V85L77 86V88H76L75 86H74V88L78 90V87H79V82H78V81H79V80H78V78H77V75L75 76V75L72 73ZM200 76H201V74H200ZM65 77H66V76H65ZM74 77H75L76 79H75ZM180 77H181V76H179V79L181 80L180 82H181V84H182V81H185V80H184V78H183V80H182ZM61 78H62V77H61ZM191 78H192V79H191ZM213 78H214V79H213ZM215 78H217L218 81H217V79H215ZM47 79H48L47 77L43 78V80H45V81H44L45 83H46V82L49 83V84H48V83H46V84L44 83L43 86L47 87L46 89L49 88L48 86L50 85V82H51L50 79H49L50 82L47 81ZM62 79H63V78H62ZM206 79H207V80H206ZM211 79H213V80L211 81ZM75 80H76V81H75ZM191 80H193V81H191ZM208 80H210V81H209L210 83L208 82ZM219 80H220L221 82H220ZM194 81H195V82H194ZM196 81H197V82H196ZM198 81H201V82H198ZM178 82H179V80H178ZM190 82H191V83H190ZM202 82H203V84H201ZM218 82H219V83H218ZM241 82H242V81H241ZM192 83H193V84H192ZM206 83H208V84H206ZM217 83H218V84H217ZM222 83H223V84H222ZM47 84H48V85H47ZM77 84H78V85H77ZM114 84H115V83H114ZM178 84L181 86L180 83H178ZM195 84H196V85H195ZM198 84H199L200 86H199ZM205 84L207 85V87H205V86H206ZM210 84H211V85H210ZM214 84H216V85L218 86V89H219L220 85H221V88H222V86L224 85V86H223V89L225 88L227 92H226L225 90L223 91V90L220 88L221 91H223V92H221V95H219L220 92H219V93L215 92L217 89L215 90L214 88H215V87L217 88V86L214 85ZM93 85H94V83H93ZM157 85H158V84H157ZM179 85H178V88L180 89ZM192 85H194V86L192 87ZM203 85H204V87H203ZM30 86H31V85H30ZM61 86H62V88H61ZM65 86H66L65 84H61V85H60V89H61V92L63 93L64 97H65V98H66V97L68 98V95H69V94L66 93V92H69V91H68V89H67V86H66V88H65ZM144 86H145V85H143V87H144ZM158 86H159V85H158ZM182 86L184 87V85H182ZM209 86H210V87H209ZM93 87H95V86H93ZM198 87H199V88H198ZM211 87H212L214 90H213ZM29 88L31 89V87H29ZM191 88H193L194 90L191 89ZM200 88H202V89H200ZM210 88H211V90H210ZM30 89H29V90H30ZM50 89H51V88H50ZM157 89H158V90H157ZM179 89H178V91H179ZM203 89H204V90H203ZM205 89H206V90H205ZM220 89H219V90H220ZM230 89H231V90H230ZM48 90H49V89H48ZM192 90H193V91H192ZM201 90H202V92H201ZM229 90H230V92H228ZM234 90H235V92H234V93H231V91L233 92ZM26 91H27V90H25V92H26ZM44 91H45V90H44ZM46 91H47V90H46ZM46 91H45V92H46ZM195 91H196V93H195ZM197 91L199 92V94H198ZM211 91H212V92L214 91V92L212 93ZM15 92H17V93L19 94V96L23 94V93L20 94L21 91H15V90H14V93H15ZM23 92H24V91H23ZM25 92H24V94H23L22 96H23V97L25 96L24 99H26L25 102L27 103V107H29V108L32 109V110L34 109L33 111H36V110H37V111L34 112L33 114H36V113L42 112V111H39V109H40V110H43V109H41V107H40V106H42V104H40L41 102H40L39 100H37V99H34V98H33V99H31L30 97L28 98L27 96H28V93H29V92H28V91H27L28 93H27V92L25 93ZM45 92H43V93H45ZM47 92H49V91H47ZM47 92H46V93H47ZM200 92H201V93H200ZM204 92H205V93H204ZM209 92H210L211 95L209 94ZM17 93L14 94V95H15L16 97H19V96H17V95H18ZM46 93H45V96L48 98L47 100H49V101L47 102V103H48V104H47V105H48V108H47V109H49V110L51 111V112H49V113L53 114V112H54L53 110H54V109L59 113V109L57 108V109H58V110H57V109L55 108V107H58V106L55 104L56 97H55V96H54L55 98L52 97V95H54V94H52L51 92H50V94L48 93L47 95H46ZM69 93H70V92H69ZM188 93H189V94H188ZM203 93H204V94H203ZM207 93H208V94H207ZM223 93L227 94L228 96L225 95V94H223ZM229 93H230V94H229ZM235 93H237L238 97H235V96H236ZM66 94H67V95H66ZM141 94H142V93H141ZM186 94H188V95H186ZM192 94H193V95H192ZM212 94H213V95H212ZM222 94H223V95H222ZM26 95H27V96H26ZM50 95H51V96H50ZM63 95H61L62 100L65 99L64 97H62ZM189 95H190V96H189ZM197 95H198V96H197ZM200 95H201V96H200ZM204 95H205V96H204ZM206 95H207V96H206ZM214 95H215V96H214ZM217 95H218V96H217ZM224 95H225V96H224ZM230 95H231V97H230ZM234 95H235V96H234ZM29 96H30V95H29ZM193 96H195V97L193 98ZM212 96H213L215 99H217V100L215 101L214 98H213ZM220 96H221V97H220ZM226 96H227V97H226ZM239 96H240V97H239ZM26 97H27V98H26ZM153 97H154V98H153ZM196 97H197V98H196ZM211 97H212V98H211ZM234 97H235V98H234ZM63 98H64V99H63ZM124 98H123V99H124ZM155 98H156V99H155ZM191 98H192V99H191ZM195 98H196L197 100H196ZM200 98H201V99H200ZM227 98H228V99H227ZM230 98H231V100H230ZM236 98H237L238 101L236 100ZM238 98H241V99H238ZM54 99H55V100H54ZM137 99H138V98H137ZM185 99H186V100L189 99L190 101L188 100L187 102H185V101H186ZM202 99L205 100V101H203ZM206 99H207V100L210 99L211 101H212V99H213L214 101L211 102V101L209 100V102H208ZM224 99H225V100H224ZM226 99H227V100H226ZM27 100H28V101H27ZM32 100H33V101H32ZM68 100H69V99H68ZM68 100L65 99V101H64V103L66 102V103H65L66 105H68V104L71 102L70 100H69V101H68ZM107 100H108V99H107ZM121 100H122V98H121ZM153 100H154V101H153ZM155 100H156V101H155ZM158 100H159V101H158ZM191 100H192V101H191ZM201 100H202V102H201ZM218 100H220L219 103H218ZM243 100H245V101H243ZM31 101H32V102H31ZM34 101L37 102V103H35ZM52 101H53V102H52ZM110 101H112V100H109V103H111ZM178 101H179V102H178ZM197 101H198V102H197ZM199 101H200V102H199ZM221 101H222L223 103H222ZM226 101H228V102H226ZM229 101H230V102L232 101V103H234L233 106H234V108H235L236 111L234 110L232 104H231ZM239 101H240L241 103H240ZM246 101H248L249 103L246 102ZM39 102H40V103H39ZM50 102H51V103H50ZM122 102H121V103H118V102H117V103H114V104H113V102H112V103H111L112 106L110 105L111 109H112V107H113L114 105H115V106H114L113 110H115V108L118 109V108H119L118 105L123 104ZM135 102H136V101H135ZM203 102H205L206 104L203 103ZM210 102H211V103H210ZM224 102H225V103H224ZM235 102H236L239 106H238ZM38 103H39V104H38ZM67 103H68V104H67ZM109 103H108V104H109ZM141 103H142V104H141ZM175 103H177V104H175ZM185 103H186V104H185ZM215 103H216L218 106H217ZM227 103H228V104H227ZM239 103L242 104V105H240ZM243 103H244V104H243ZM245 103H246L247 105H249V106H247ZM36 104H37V105H36ZM54 104H55V106H54ZM70 104H71V103H70ZM70 104H69V105H70ZM117 104H118V105H117ZM140 104H141V105H140ZM190 104L192 105L193 108L190 106L191 108H188V109H187L186 106H188V105H190ZM201 104H202L203 106H201ZM207 104H208V105H207ZM222 104H223L224 106H223ZM230 104H231V105H230ZM47 105H46V106H47ZM50 105H51V106H50ZM69 105H68V106H69ZM126 105H125V106H126ZM142 105H144V106L142 107ZM167 105H166V106H167ZM174 105H175V106H174ZM178 105H179V108L182 107L181 109H182L183 114H182V112H181V109L178 108ZM204 105H205V106H204ZM219 105H220V106H223V107L221 108ZM226 105H227V106H226ZM235 105L238 106V107H235ZM21 106L24 107L25 105H24V106H23V105H20V107H21ZM32 106H33V108H32ZM38 106H39V108H37ZM78 106H79V105H78V103H77V107H78ZM116 106H117V107H116ZM120 106H121V105H120ZM139 106H140V107H139ZM172 106H173V107H172ZM184 106H185L186 108H185ZM195 106H196V107H195ZM207 106H208V107H207ZM213 106H214V107H213ZM216 106H217V107H216ZM228 106H229V107H228ZM240 106H243V107L246 106V110H245V107H244V110H245V111L242 109V107H241V109H240ZM259 106H260V107H259ZM22 107H21L22 112L25 111V110H27V108H26V109L23 108V109H24V110H23ZM25 107H26V106H25ZM34 107H36V108H34ZM43 107H44V106H43ZM43 107H42V108H43ZM174 107H175L176 109H175ZM183 107H184V108H183ZM188 107H189V106H188ZM194 107H195V108H194ZM200 107H201L202 109H201ZM206 107H207V108H206ZM209 107H210L211 109H210ZM215 107H216V109H214ZM219 107H220L221 109H220ZM224 107H227V109H224ZM230 107L233 108V109H232V110H234L233 112H232V110H231ZM96 108H97L98 110H100L98 107H96ZM96 108H95L94 110H92L93 112L91 113V110H90V109L87 110L88 112H86V111L83 112V110H81L80 107H79V109H80L81 111H80V113H78V114L80 115L82 112H83V113H82L80 116H79V115H78V116H79L80 118H81V117H83V118L79 119V117H78L77 119H79V120H77L76 118H75V120H76V122L78 121L79 124H80V122H82V123L85 124V125H83L82 123H81V125L77 124L73 118H72V120H74V122L71 121V123H69V124H74V123H75V126H77V125H78V126H82V125H83V126L85 127V126L88 125L87 127H93V126H89V124H90V122H91L90 125L96 124V126H97V125L100 126V124H101L103 127H105L106 124L109 126V123L111 122L112 124L110 123V125L113 126V124H115V125L119 126L118 124H116L115 121L112 122V120H111L110 118H109V119H110V120H109L108 117L106 116V114H104V112H103L102 110H101V112H103L104 115H103L100 111H98V110H97V114H95L94 112L96 111ZM139 108H140L141 110H140ZM142 108H143V109H142ZM172 108H173L174 110H173ZM198 108L200 109V111L198 110ZM208 108H209V109H208ZM237 108H239V109L241 110V111H239L240 113L237 111ZM250 108H251V109H250ZM254 108H255V112H256V113L254 112ZM261 108H262V109H261ZM30 109H28V111H29ZM35 109H36V110H35ZM52 109H53V110H52ZM178 109H179V111H178ZM193 109H194V110H193ZM207 109H208L209 111H207ZM217 109H218V111H215V110H217ZM219 109L221 110V112H220ZM228 109H230L231 111L228 110ZM252 109H253V110H252ZM258 109H260L261 111L258 110ZM32 110H30L29 112H28V111H26V112H28V113L30 114V113L33 112ZM85 110H86V109H85ZM89 110H90V111H89ZM118 110H119V109H118ZM118 110H116V111H118ZM165 110H166V109H165ZM171 110H172V111H171ZM192 110H193V111L196 110V112H193V113H194V114H193V113H192ZM201 110H202V112H201ZM222 110H223V111H222ZM248 110H249V111H248ZM250 110H251V112H254L255 114L252 115L253 113L251 114ZM256 110H257V111H256ZM56 111H55V112H56ZM141 111H142L143 114L141 113ZM170 111H171V112H170ZM173 111H174V113L177 112L176 115L173 114ZM225 111H227V112H225ZM228 111H229V112H228ZM243 111H244L246 114H247V113H250V114H247V115L252 116V117L247 116ZM258 111H260V112H258ZM55 112H54L55 115L53 114L54 117H53V115H50V114H49V115L51 116L52 119H53V118H56V120L53 119V120L55 121V123H56V124L58 123L59 125H60L61 123H63V122L66 123V121H65V117L68 116L69 114L67 113V114H68V115H67L65 112H64V113H63V112H60V113H62V114H60V113L58 114L57 112H56V113H55ZM89 112H90L91 114H90ZM148 112H149V111H148ZM198 112H200L201 114L198 113ZM207 112H208V113H207ZM211 112H212V113H211ZM215 112H217V113H215ZM218 112H220V113H218ZM222 112H223V114H222ZM224 112L227 113V114H225ZM234 112H235V114H234ZM85 113H87V115H86ZM88 113H89V114H88ZM144 113H145V114H144ZM170 113L175 117V119H176L177 121H175L174 117H171L172 115H171ZM185 113H186V114H185ZM197 113H198L199 115H198ZM206 113H207V114H206ZM237 113H238V114H241V115H238ZM243 113H244V114H243ZM63 114H65L66 116H64ZM92 114H95L96 117H94L95 115L93 116ZM148 114H149V115H148ZM180 114H181V115H180ZM202 114H206V115L209 114V116L206 117V116H204V115H202ZM230 114H231V116H233V115L235 116L234 120H233V117H234V116L231 117ZM232 114H233V115H232ZM236 114H237V115H236ZM242 114H243V115H242ZM57 115H58V116H57ZM61 115H62V116H61ZM83 115H84L86 118H85ZM89 115L92 116V117H90ZM141 115H143L142 118H141ZM144 115H145V117H144ZM147 115H148V116H147ZM154 115L156 116V118L154 117ZM168 115H170V116H168ZM182 115H183V116H182ZM186 115H187V116H186ZM189 115H190V116H189ZM194 115H195V117H193ZM220 115H221V116H220ZM225 115H226V117H223V116H225ZM227 115H228V116H227ZM245 115H246V116H245ZM34 116H36V115H33V117H34ZM56 116H57V117H56ZM97 116H98V117H97ZM104 116L107 117V118H105ZM116 116H117V115H116ZM149 116H150L151 118H150ZM157 116H158V117H157ZM176 116H177V117H176ZM197 116H199V117L197 118ZM203 116L206 118V120H205V118H204ZM215 116H216L217 118H218V117H222L221 122H220V119H221V118H218L219 121H218V123H217V120H218V119H217ZM238 116H239L240 118H239ZM243 116H244V118H243ZM253 116H254V117H253ZM59 117H60V118H59ZM61 117H64V118H61ZM68 117H69V116H68ZM76 117H77V116H76ZM101 117H103V118H101ZM117 117H118V116H117ZM148 117L151 119V121H152L151 123H150V119H149ZM166 117H167V118H166ZM168 117H169L170 119H169ZM179 117L182 118V119H180ZM188 117H189L190 120H191V119H193V120L190 121V120L188 119ZM191 117H192V118H191ZM208 117H209V118H208ZM228 117H229V120L227 121ZM246 117H247V118H246ZM248 117H249V118H248ZM255 117H256L257 119H261V120H257ZM22 118H23V120H24V123L27 122V119H25L26 116L24 117V116L22 115V117H21L20 119L22 120ZM40 118H41V117H40ZM40 118H39V117H38V118H37V117H34V120H35V119H38L39 121H38V120H35V121L32 120L33 122L31 121V123L34 124V123H39V122L43 121V119L41 118V119H42V120H41ZM57 118H58V119H57ZM84 118H85V119H84ZM87 118L90 119V120H87ZM91 118H92V119H91ZM171 118H172V119H171ZM178 118H179V120H178ZM185 118H186L187 120H186ZM201 118H202L203 120H202ZM210 118H211V119L214 118L215 120H213V119L211 120ZM224 118H225V119H224ZM237 118H239V119H237ZM241 118H242V120H241ZM250 118H251V119H250ZM61 119H62V122H61ZM63 119H64V120H63ZM68 119H69V118H68ZM94 119H95V120H94ZM101 119H102V120H105V121H102ZM148 119H149V120H148ZM152 119H153V120H152ZM197 119H201V120H202V123L200 122V120L197 121ZM223 119H224V120H223ZM230 119H231L234 123H233L232 121H231L232 123L229 122ZM253 119H254V121H253ZM23 120H22V121H23ZM66 120H67V117H66ZM80 120H81V121H80ZM85 120H86V122H85ZM106 120H108V122H109V121H110V122L108 123ZM124 120H126V122H125ZM142 120H143V121H142ZM162 120H163V121H162ZM167 120H168V122H167ZM172 120H174L173 122H175L176 124L173 123ZM181 120H182L183 123H181ZM183 120H184V121H183ZM188 120H189L190 122H187ZM208 120H209L210 122H211V121H213V122L215 121V122H214V123H213V122L210 123ZM235 120L237 121V123H236ZM238 120L241 121L240 125L238 124V123L240 122V121H238ZM244 120H245V121H244ZM247 120H248V122H247ZM249 120H250V121L252 120V121L250 122ZM1 121H2V122H1ZM22 121H21V123H23ZM36 121H37V122H36ZM79 121H80V122H79ZM83 121H84V122H83ZM89 121H90V122H89ZM132 121H133V122H132ZM136 121H137V122H136ZM139 121H140V122H139ZM153 121H154V122H153ZM156 121H157V122H156ZM159 121H162L163 123H162V122L159 123ZM165 121H166V122H165ZM169 121H171V122H169ZM192 121H194L193 124L191 123ZM203 121H204V122L206 121V122H205L206 124H205ZM207 121H208V122H207ZM225 121H227V122L230 123V124H228V123L226 124V123H225L224 126H225V125H227V126H225L226 128H225V127L223 128V124H222V123H224ZM243 121H244V122H243ZM257 121H258V122H257ZM4 122H5V121H3V119H0V128L3 127L4 124H6V123H4ZM87 122H88V123H87ZM92 122H93V123H92ZM98 122H101V123L99 124ZM105 122H106V123H105ZM124 122H125L126 124H125ZM129 122H130V123H129ZM131 122H132V123H131ZM177 122H178V123H177ZM179 122H180V123H179ZM186 122H187V125H186ZM199 122H200V123H199ZM249 122H250V125H247V124H246V125H243V124H245V123H249ZM262 122H263V124H264V121H262ZM262 122H261V123H262ZM41 123H42V122H41ZM97 123H98V124H97ZM103 123L105 124V126L103 125ZM128 123H129V124H128ZM136 123H137V124H136ZM158 123H159V124H158ZM168 123H169V124H168ZM171 123H172L171 126H173L172 128H175V127H177L176 129H178L179 127H180V128H179L178 130H176V129H172L171 127H170L171 129H170V128L167 129V127H169V125H170ZM212 123H213V124H212ZM235 123H236V125H237V124H238V125H237V126L235 125V127H234V124H235ZM261 123H259V124L261 125ZM2 124H3V126H2ZM58 124H57V125H58ZM66 124H67V123H66ZM139 124H138V126H140ZM142 124H141V125H142ZM147 124H148V125H147ZM173 124H174V125H173ZM183 124H184V125H183ZM208 124H210L211 127H210V125H208ZM217 124H218V125H217ZM221 124H222V127H221ZM232 124H233V125H232ZM259 124H257V125H259ZM115 125H114V126H115ZM134 125H135V126H134ZM151 125H152V126H151ZM160 125H161V126H160ZM163 125H164V126H163ZM167 125H168V126H167ZM177 125H178V126H177ZM180 125H183V126H180ZM189 125H190L191 127H192V125H193V127L191 128V127H189ZM196 125H197V127H196ZM198 125H199V126H198ZM201 125H202V127H204L205 130H204L203 128H201ZM204 125H206V126H204ZM212 125H214V127H215L214 129H213V126H212ZM215 125H216V126H215ZM230 125H231V126H230ZM83 126H82V127H83ZM94 126H95V125H94ZM114 126H113V127H114ZM129 126H128V127H129ZM156 126H157V127H156ZM184 126H185V127H184ZM208 126H209L210 128H209ZM217 126L219 127V130H220V129H221V130L223 129V130H222V131H217V129H218ZM228 126H229V127H228ZM242 126H243V127H242ZM115 127H116V126H115ZM150 127H151V128H150ZM159 127H161L162 129L159 128ZM183 127L186 128V129H184ZM194 127H195V128H194ZM199 127H200V128H199ZM207 127H208V129H207ZM216 127H217V129H216ZM231 127H232V128H231ZM155 128H156V129H155ZM158 128H159V129H158ZM163 128H164L165 133H164V131H162ZM196 128H197V130H196ZM198 128H199V129H198ZM227 128H228V131H227ZM151 129H153V130H151ZM154 129H155V130H154ZM166 129H167V131H166ZM193 129H194V130H193ZM202 129H203V131H205V132H202ZM206 129H207V130H211V132H210V131H207V132H208V133H207V132H206ZM224 129H225V130H224ZM233 129H234V130H233ZM240 129H238V131H244V130H242V129L240 130ZM168 130H170V131H168ZM171 130H172V132H171ZM173 130H175V131H173ZM183 130H184L185 133H183ZM186 130H188V131H186ZM229 130H230V131H229ZM150 131H151L152 133H151ZM153 131H154V132H153ZM157 131H159V132H157ZM193 131H194V134L192 133ZM148 132H149V133H148ZM160 132H161L160 135L164 136V138H163L162 136H160V138H159V134H158V133H160ZM170 132H171V133L176 132V133H173V134H175V135L177 134L176 136H177L178 138H182V139L184 138V140L181 139V140H182V141L180 140L181 142L178 141V139H177V137H176L175 135H173V134H171V135H173V136L170 135ZM177 132L179 133V135H178ZM190 132H191L192 134H191ZM215 132H214L213 134H216ZM155 133H156V134H155ZM163 133H164V134H163ZM167 133H169V134H167ZM186 133H187V135L190 133V135L187 136V137H185V136H186ZM146 134H147V135H146ZM149 134H150V136H149ZM154 134H155V136H156L157 134H158V135H157V138L154 136L155 138L153 139V138H151V137H153ZM166 134H167V135H170L172 138H171L170 136L168 137ZM180 134H181V136H180ZM199 134H200V135H199ZM201 134H202V135H201ZM209 134H210V135H209ZM165 135H166V137H165ZM183 135H184V136H183ZM192 135H194V136H192ZM146 136H147V137H146ZM142 137H143V140H142ZM144 137H145V138H144ZM175 137H176L177 140L175 139ZM188 137H190V138H192V139L190 140V138H188ZM197 137H198V138L200 137V138L198 139ZM137 138H139V139H137ZM147 138H149V140H148ZM158 138H159V139H158ZM151 139H153V140H152L153 143H152ZM156 139H157V140H156ZM162 139H163V140L165 139V140L162 141ZM186 139H187V140H186ZM196 139H197V140H196ZM1 140L3 141L2 136L0 135V143L2 142ZM138 140H140V141H138ZM159 140H160V141H159ZM168 140H170V141H168ZM173 140H174V141L176 140L178 143H177L176 141H175L176 143H173V142H174ZM185 140H186V141H185ZM69 141H70V140H69ZM148 141H149V142H148ZM155 141H156V142H155ZM166 141H167V142H166ZM171 141H172V142H171ZM189 141H190V142H189ZM145 142H148V143L144 144ZM157 142H158V143H157ZM163 142H165V143L162 144ZM168 142H169V143H168ZM179 142H180V143H179ZM154 143H155V144H154ZM160 143H161V146H160ZM170 143H171V144H170ZM172 143H173L174 146H172ZM183 143H184V144H183ZM2 144H3V143H2ZM153 144L155 145V147H152ZM156 144H158V145H156ZM167 144L169 145L168 147H170V148L172 147V148H171V149H170V148H167ZM175 144H176V146H175ZM0 145H1V144H0ZM154 145H153V146H154ZM162 145H163V146H162ZM164 145H165V146H164ZM157 146H158V147H157ZM159 146H160L161 148H160ZM263 146H264V144L262 145V148H263ZM3 147H4V149H5V146H3ZM150 147H152V148H150ZM165 147H166V150L164 149ZM1 148H2V146H1ZM156 148H158V149H156ZM159 148L161 149V151H160ZM162 148H163V150H162ZM4 149L2 148L3 151H4ZM151 149L153 150V153H152V150H151ZM154 150H157V151H154ZM158 150H159L160 153L158 152ZM0 151H1V149H0ZM3 151H1V154H0V156L2 157V158L0 159V160L2 161V162H1V168H2V174H1V175H2V176H0V180H1V181H0V188L5 187V186H7V187H11V185L13 186L14 184H18V183L20 184V183H22L24 180H26L25 172H24V171H21V170H23V169H22L20 166L16 165V163H15L14 161H12L13 158H12V156L10 155V153H8L6 150H5L4 152H3ZM263 151H264V148H263L262 151H260L259 154H261V153L264 154ZM155 152H156V153H155ZM3 153H4L5 155H4ZM157 153H158V154H157ZM168 153H167V154H168ZM6 154H8V155H6ZM164 154H161V156H160L161 158H160L159 156H158L157 158L161 160L162 158L165 157ZM259 154H258V155H259ZM162 155H163V156H162ZM7 156H8L9 158H8ZM260 156H261V155H259V156H257V157L259 158ZM262 156H263V155H262ZM262 156H261V158H262ZM3 157H6L8 160H7L6 158L3 159ZM258 158H257V161H258ZM259 159H260V158H259ZM263 159H264V156H263L262 160L260 159V164H261V165H264V163L262 164V161L264 162ZM3 160H4L6 163H5V162L3 163ZM10 160H11V161H10ZM160 160H159V161H160ZM155 161H156V158H155ZM13 162H14V163H13ZM157 162H158V161H157ZM157 162H155L156 165H158V164L160 165L161 162H159V163H157ZM258 162H259V161H258ZM11 163H12L15 167H14ZM4 164H5V165H4ZM3 165H4V166H3ZM6 165H7V166H6ZM159 165H158V166H159ZM16 166H17V167H16ZM10 167H11V169H10ZM3 168H4V169L7 168L8 171H7L6 169H5V171H4ZM8 168H9V169H8ZM16 168H17V169L19 168V169H20V172H19V169L17 170ZM246 169H247V168H246ZM246 169H243L244 171H243V170H242V171L240 170L243 174L239 171L240 174L237 172V173H235L234 175L232 174L230 177H228L229 179L227 178L226 180H224L225 182L222 181V184L224 183V185L226 184V186H224V185H222V184H217V185H215L214 187L211 186V188L205 187V188H207V190H206V189H203L204 191H202V192L200 191L201 194L199 193L200 195L198 196V198H200L201 196L203 197L204 192H205V194H206V195H205L206 198L204 197L205 200H204V198H201V199H202V201H201V200H199V199L197 198V195H198V194H197V195L194 194V193L197 192V191H195L194 193H193V192L191 193L190 191H188V192H189V195H188V194H185V193H186V191H185L184 194L182 193V194L180 195V196L183 195V198H181V197L179 196V194H178L177 196L175 195V196L173 197V199H174V200L176 199L177 202L173 201L172 199H171L172 202L170 201L171 203L168 201L170 204H168L167 202H165V204H164V202H163L162 204H164V205H161V206H160L159 211L162 212L163 214L166 213L167 216H166L165 214H164V215L162 214V216H161V214L158 213L160 216L158 217V222L156 223V229H157V234L160 233V234H159L160 236H159V235L156 236V237H157V240L160 239L162 245H164L165 243H166L167 245H169V244H168L169 242H171V241L175 242L174 237L177 238V240H176V242L178 241L177 244H178V245L180 244L179 246H182V248H180V249H181V250H180V251H181V254H182V251H183V254H186V253H187V254H186L187 257H190V255L192 254L191 257H190L191 259H192V256H193V253L191 252V249H193L192 247H195V248H194L195 251H196V249H197L196 252L198 253V255L200 254L199 252H201L202 256H203V255H207V253H209L208 256L211 257V256H212L211 254L213 253V250L215 249V246L219 243V241H221L223 244H229V242H230L229 240L233 239V237H235V236L238 235V234H239L238 236H240V233H241V234H242V233H245V230H246V232H247V231L250 229L249 232H251V233L254 232V233H255L254 236H255V238H256L257 240L261 239V237H262L261 240H264V237L262 236V235H263V232H264V228H263V226H264V225H263V224H264V216H263L264 213H262V212H264V209H263V208H264V207H263V205H264V201H263V200H264V197H263V196H264V195H263V194H264V193H263V192H264V191H263V190H264V187H263V186H264V185H263L262 183H263L264 180L262 181V179H260V180H259L260 182L257 181V180H258V175H255V173H256L255 170H250V169L246 170ZM12 170H13V171H16L17 173L13 172ZM249 170H250V171H249ZM247 171H248V172H247ZM251 171H253V173H252ZM9 172H11V173H10L11 175H9ZM3 173H4V174H3ZM12 173H13V174H12ZM19 173H20V174L22 173V174L20 175ZM244 173H249V174L247 175V174H244ZM250 173L252 174L251 179H250V176H249V175H251ZM15 174H17V175H15ZM236 174H238L237 176L240 177V179L236 176ZM256 174H257V173H256ZM8 175H9V176H8ZM18 175H19V176H18ZM239 175H240V176H239ZM243 175H244V176H243ZM246 175H247L248 178L245 177ZM253 175H254V176H253ZM4 176H5V177H4ZM20 176H21V177H20ZM234 176H235L236 178H235ZM256 176H257V179L254 178V177H256ZM7 177H8L9 180H7ZM12 177H13V178H12ZM17 177H18V178H17ZM19 177H20V178H19ZM244 177H245V178H244ZM15 178H17V179L15 180ZM24 178H25V179H24ZM253 178H254L255 181L252 180ZM259 178H260V177H259ZM11 179H12V180H11ZM234 179H235V180H234ZM237 179H238V180H237ZM246 179H247V181H249V183H246V184H247V187H246V189H245L246 191L244 192V189H242V188H243V185H244L243 182H244V181L247 182ZM3 180H4V181H3ZM10 180H11L14 184H12V182H10ZM229 180H230L231 182H230ZM241 180H242V181H241ZM243 180H244V181H243ZM2 181H3V182H2ZM15 181H16V182H15ZM18 181H19V182H18ZM236 181H237V182H236ZM238 181L240 182L241 185L238 183ZM250 181H251V182H250ZM253 181H254L255 183H257V184H255ZM256 181H257V182H256ZM261 181H262V182H261ZM226 182H228L229 185L231 184V185H233V186H234V185L236 186V183H237L238 186H237V187L234 186V189L236 188V192H237V193L239 192V193H238L239 196H241V197L243 196L242 199H240L241 197H239V196L237 195L236 192H233V191H234V189L232 188L233 186L231 187V185H230V186L228 185V186L231 187L233 190H232L231 188H228ZM232 182H234V183L232 184ZM235 182H236V183H235ZM241 182H242V183H241ZM252 182H253V183H252ZM6 183H7V184H6ZM8 183H9V184H8ZM220 183H221V182H220ZM251 183L254 184V185H256V186L252 185ZM259 183H261L262 185L259 184ZM1 184H2L3 186H2ZM4 184H5V185H4ZM242 184H243V185H242ZM246 184H245V185H246ZM250 184H251L252 186H251ZM8 185H10V186H8ZM220 185H221L222 188L224 187V188H223L224 190H223L221 187H219ZM239 185H240L241 187H239ZM245 185H244V188H245ZM250 186H251V189L248 191V192H249V193H248L247 190L250 188ZM238 187H239V188H238ZM253 187H254V188H253ZM259 187H260V188H259ZM225 188H227V190H226ZM240 188H241V189H240ZM247 188H248V189H247ZM252 188H253V189H252ZM255 188H257L258 191H257ZM258 188L261 189V190H259ZM209 189H211V190H209ZM214 189H215V191H214ZM230 189H231V190H230ZM239 189H240L242 192L239 191ZM217 190H218V191H217ZM222 190H223L224 192H223ZM225 190H226L227 192H229L230 195H228L229 193H227ZM228 190H229V191H228ZM252 190H253V191H252ZM210 191H211V192H210ZM212 191H213V192H212ZM216 191H217V193L219 192V194H217ZM220 191H221L222 193H221ZM230 191L233 192V194L235 195L234 197H236V198L232 197L233 194H232ZM254 191H255V192H254ZM260 191H261L262 193H260ZM188 192H187V193H188ZM209 192H210L211 194H210ZM253 192H254L255 194H254ZM190 193H191V194H190ZM202 193H203V194H202ZM207 193L210 194L209 197H208V199H207V196H208ZM212 193H214V195H215V193H216L217 196H215V198H214V197H213L214 195H213ZM223 193H225V194L227 195V197H226L225 194H223ZM242 193H243L244 195H243ZM192 194L194 195V197H193ZM240 194H242V195H240ZM257 194H260L259 197L257 196ZM185 195H186V196H185ZM211 195H212V196H211ZM236 195H237V196H236ZM252 195H255V197H256V198L258 197V199L254 198V196H252ZM178 196L180 197V199H179ZM184 196H185V197H184ZM188 196H189V198L185 199V198L188 197ZM190 196H191V198H190ZM195 196H196V197H195ZM223 196L226 197L225 200H224ZM251 196H252V197H251ZM261 196H262V197H261ZM175 197H177V198H175ZM192 197H193V198H192ZM210 197H212V198H210ZM221 197H222V198H221ZM231 197H232V199H230ZM238 197H239V198H238ZM244 197H245V198H244ZM250 197H251V199H250ZM194 198H195V200H194ZM209 198H210V199H209ZM243 198H244V199H243ZM253 198H254V199H253ZM262 198H263V200H261ZM177 199L180 200V201H182V202H181V203H180V201L178 202ZM190 199H191V201L193 202V204H192L191 201H190V202L188 201V200H190ZM192 199H193L194 201H193ZM196 199H197L199 202H198V201L196 202ZM206 199H207V200H206ZM211 199H212V201H211ZM220 199H221V201H220ZM228 199H229V200H228ZM238 199L241 200V201L239 202ZM259 199H260L261 201H260ZM185 200H186V201H185ZM203 200H204L208 205H207V204H202V203L204 202ZM222 200H224V201H222ZM0 201H2V202H0V264H18V263L22 264L23 262H25L24 264H30V263H32V264H53V263H54V264H59V263H60V264H61V261H64V259H65V262H62L63 264H64V263L67 264V261H68V263L71 262V263H69V264H78V263H76V262L73 263L74 261L71 260V259H70L69 257H67V256H64V259H63V257H61V256H63V254H61V253L58 252L57 250L53 249V247H52V249H53V250H52V249H51V246H49V245L47 246V244L42 243L41 241H40L41 245H40V243H39L38 241H36V244H37V242H38V244H37L38 246L36 245V246L34 247L35 250H32V249L27 250V248H29V247H27V246H28L27 243H26V245H22V246L26 247V248H24V247L22 248V249H24V250H22V249H20V248H19V249H16L17 247L21 246V244H19L18 239L16 238V234H14V233H16V232L19 231V228L17 227L18 224H16V223H17V222H16V218L14 219V215H12V214H14L13 211L10 212V213H7L9 210L6 209V207H5L4 203H3V200H1V198H0ZM187 201H188V202H187ZM208 201H210V202H208ZM219 201H220V204H221V205L219 204V207H218V202H219ZM226 201H227L228 203L225 204L224 202H226ZM237 201H238V202H237ZM249 201H251V202L253 201V203H256V205L252 204V203L249 202ZM173 202H174V203H173ZM184 202H185V203H184ZM195 202H196V203H195ZM216 202H217V204H216ZM262 202H263V203H262ZM183 203H184V204H183ZM186 203H187V204H186ZM198 203L200 204L199 206H197ZM234 203H236V204H234ZM237 203H238V204H237ZM249 203H251V204H249ZM257 203H258L259 205H258ZM171 204H172V205H171ZM175 204H176L177 206H176ZM194 204H196V205H194ZM239 204H241V205L238 206ZM247 204H249V205H247ZM1 205H2V206H1ZM3 205H4V206H3ZM165 205H166V206L168 205V206H170V207H168V206L166 207ZM173 205H174L175 207H178V208H175ZM184 205H185V206H184ZM203 205H204V206H203ZM205 205H206V206H205ZM213 205H214V206L216 205V206L213 207ZM225 205H226V206H225ZM233 205H234V206L236 205L235 207H237V209H236ZM244 205H245V206H244ZM250 205H251V206L253 205V206H252L253 208H252ZM261 205H262V206H261ZM181 206H182V207H181ZM189 206H190V207H189ZM192 206H194V207H192ZM243 206H244V207H243ZM248 206H249V208H248ZM255 206H258L259 210H258L257 207H256V209H257V210H256V209H255ZM3 207H5V208H3ZM162 207H164V208H162ZM184 207L187 208V209L185 208V211H184ZM191 207H192V209H191ZM198 207L201 208L202 210H200ZM211 207H212L213 210H215V209H217V210H215L214 212H212L213 210L211 209ZM217 207H218L219 209H221V210H219ZM221 207H222V208L224 207L223 209H224L225 212L223 211V209H222ZM239 207H240V209H239ZM250 207L252 208L251 211H252L255 215L250 211ZM262 207H263V208H262ZM165 208H168V209H165ZM180 208H181V209H180ZM188 208H190V209H188ZM193 208H194V209H193ZM196 208H198V209H196ZM208 208H210V211H211L213 214H212L211 212H208V211H209ZM232 208H233V211L230 210V209H232ZM234 208H235V209H234ZM243 208H248V209H243ZM176 209H177V210L179 209V210L177 211ZM182 209H183V211H181ZM195 209H196V210H195ZM207 209H208V210H207ZM253 209H255V212L253 211ZM260 209H262V211H261ZM4 210H5V211H4ZM6 210H7V212H6ZM162 210H163V211H162ZM166 210H167V211H166ZM170 210H171V212L173 211L172 213H175V212H176L175 215L178 214L179 216H178V215H176V216L173 215L171 212H169ZM174 210H175V211H174ZM188 210H189V211H188ZM197 210L200 211V212L203 211V210H206V212L203 211V212L200 213V212H198ZM218 210L221 211V213L218 212ZM238 210H239V211H238ZM241 210H243V212H241ZM159 211H158V212H159ZM165 211H166V212H165ZM190 211L195 212V213H192V212H191V213L193 214V215H192V214H190ZM216 211H217V212H216ZM237 211H238V212H237ZM246 211H247V212L250 211L253 215H252L250 212L248 213V215H247V214L245 215L244 212L246 213ZM167 212H168V213H167ZM182 212H183L184 214H183ZM187 212H189V213L187 214ZM229 212H232L233 214H234V213H235V214H234V215H231L232 213L230 214ZM240 212H241V213H240ZM11 213H12V214H11ZM169 213H170V214H169ZM198 213H199V214H198ZM202 213H203V214H202ZM205 213H206V214H205ZM215 213H216V214L218 213V214L216 215ZM223 213H224V214L226 213V214L224 215ZM257 213H258V214H257ZM168 214H169L173 219H172ZM182 214H183L184 216H182ZM195 214H197V215L195 216ZM200 214H201V215H200ZM208 214H209V215H208ZM221 214H222V217L224 216L223 218H226V217H227V219H224V220H223L222 217H219V216H221ZM227 214H228L229 216H228ZM240 214H241V215L244 214L246 217H245L244 215H243V217H242V216H240ZM256 214H257V215H256ZM262 214H263V215H262ZM186 215H187V216H186ZM189 215H190L191 217H188ZM203 215H204V216L206 215L205 218H202ZM207 215H208V216H207ZM215 215H216V216H215ZM236 215H237V217H236ZM260 215H261V217H260ZM163 216H164L165 218H167V219L169 218V219L167 220V219H165ZM185 216H186V218H187V217H188V218H187V219L184 218ZM193 216H194V217H193ZM209 216H210V217H209ZM211 216H212V218H211ZM213 216H214V217H213ZM217 216H218V217H217ZM230 216H231L233 219H231ZM234 216H235V217H234ZM7 217H8L9 219H8ZM10 217H11V218H10ZM162 217H163V218H162ZM192 217H193V218H192ZM198 217H199V218H198ZM200 217H201V218H200ZM207 217H209L208 220H211V222L208 221L210 224L206 221ZM216 217H217L218 219H217ZM229 217H230V218H229ZM239 217H240L241 219H240ZM254 217H255L256 219H255ZM257 217L260 218L261 220L258 219ZM3 218H5V219H3ZM6 218H7V219H6ZM161 218H162L163 220H162ZM175 218H177V219H175ZM178 218H179V219H178ZM181 218H183V219H181ZM189 218H190V219H189ZM194 218H195V220H194ZM196 218H197L198 220H197ZM210 218H211V219H210ZM221 218H222V219H221ZM234 218H235V219H234ZM244 218H245V220H244ZM10 219H11V220H10ZM204 219H205V220H204ZM213 219H214V220H213ZM216 219H217V220H216ZM220 219H221V220H220ZM230 219L232 220L231 222H230ZM236 219H237V221H236ZM251 219H252V220H251ZM3 220H5V221H3ZM159 220H161L162 222L159 221ZM164 220H166V221H164ZM176 220H177V221H176ZM185 220H186V221H185ZM187 220H190V221H187ZM192 220H193L194 222H193ZM199 220L201 221L200 223H199ZM203 220H204V221H203ZM212 220L214 221V223L212 222ZM218 220H219V221H218ZM256 220H258L257 223H256ZM12 221H13V222H12ZM168 221H169L170 223H168ZM191 221H192V223H191ZM217 221H218L219 223H218ZM222 221H224V224H223ZM233 221H234V222H233ZM235 221H236V222L239 221L238 224H237ZM242 221H243V222H242ZM6 222H7L8 224H7ZM163 222H164V224H165L167 227H165V225L163 224ZM165 222H166L168 225H167ZM173 222H175L176 224H174ZM177 222H178V223H177ZM182 222H183V223H182ZM203 222H205V223H203ZM206 222H207V224H206ZM227 222H228V223H227ZM253 222H255V223L253 224ZM12 223H14V224H12ZM161 223H162V224H161ZM181 223H182L183 225H181ZM185 223H186V225H185ZM211 223H213V224L216 223L217 225L215 224V225L213 226V224H211ZM220 223H221V225H220ZM232 223H233V224H232ZM239 223H241L242 225L239 226ZM250 223H252V224H250ZM3 224H4V225H3ZM9 224H10V225H9ZM11 224H12L13 227H14L13 229H12V225H11ZM159 224L161 225V227H158V226H160ZM172 224H173V226H172ZM177 224H178V225H177ZM191 224H192L194 227L191 226ZM199 224H201L202 226H199ZM229 224H231V225H229ZM235 224H236V226L238 225L237 228L235 227ZM249 224H250L252 227H251ZM5 225H6V226H5ZM14 225H16V226H14ZM180 225H181V226H180ZM188 225H189L190 227H189ZM195 225H196V226H195ZM197 225H198V226H197ZM204 225H206V227H205ZM210 225H211L212 227H214L215 229H213ZM254 225H255V226H254ZM256 225H258L259 227L257 228ZM174 226H175L176 228H177V226H179V227H178L177 229H176V228L173 229ZM203 226H204V227H203ZM216 226H217L219 229H218ZM227 226H229V227L231 226V227L229 228V227H227ZM260 226H262V228H261ZM4 227H5V228H4ZM7 227H9V229H6ZM162 227H163V228L165 227V228L163 229ZM170 227H171V228H170ZM188 227H189L190 229H189ZM191 227H192V229H191ZM196 227H199V228L201 229L202 233H201L200 229L197 230ZM207 227H208V228H207ZM221 227H223V228H221ZM233 227H235V228H233ZM238 227H239V228H238ZM16 228H17V230H16ZM27 228H28V227H27ZM159 228H162V229H159ZM181 228H183V229H181ZM184 228H186V230H185ZM202 228H203V229H202ZM204 228H205V230H207V229H208V230H207V231H204ZM210 228H212V229H210ZM220 228H221V229H220ZM227 228H228V230H227ZM232 228H233V229H232ZM252 228H253V229H252ZM4 229H6V230L4 231ZM30 229H31V228H30ZM30 229H28V230H30ZM179 229H181V231H180ZM209 229H210V231H209ZM223 229H225V230H223ZM229 229H230V230H229ZM256 229H257V230H256ZM14 230H15V231H14ZM31 230H32V229H31ZM33 230H34V229H33ZM158 230H160L161 232L158 231ZM164 230H166V233H165ZM169 230H170V231H169ZM171 230H173V232H175V233H173V234H175V235L172 234V231H171ZM182 230H183V233H184L183 235H181V234H182ZM214 230H215V232H214ZM218 230H219V231L221 230V231L219 232ZM222 230H223V231H222ZM231 230H232V231H231ZM252 230H254V231H252ZM25 231H27V230H24V231H23V233H22L23 235H24V233H28V232H25ZM168 231H169V232H168ZM190 231H191L192 235H191ZM195 231H196V233H197L196 236H198V240H200V242H198L197 237H195V234H196ZM203 231H204L206 234H205ZM208 231H209V232H208ZM212 231H213V232H212ZM217 231H218V232H217ZM224 231H225L226 233H224ZM230 231H231V232H230ZM255 231L257 232V234H256ZM167 232H168V233H167ZM179 232H180V233H179ZM199 232H200V233H199ZM221 232H222V233H221ZM227 232H228V233H227ZM238 232H239V233H238ZM162 233H163L164 237H163ZM178 233H179V235H178ZM193 233H194V234H193ZM203 233H204V235H202ZM213 233H215V235H214ZM223 233H224V234H223ZM229 233H230V234H229ZM261 233H262V234H261ZM165 234H168V236H166ZM169 234H170V235H169ZM186 234H188V237H187ZM199 234H201L200 236H202L201 238L203 239V241H202V239H200ZM208 234H210V235H208ZM217 234L219 235V238L216 237V236H218ZM221 234H222V236H221ZM7 235H8V236H7ZM20 235H21V234H20ZM23 235H22V236H23ZM180 235H181V236H180ZM206 235H208V236H206ZM211 235H212V236H211ZM182 236H183V238H182ZM191 236H192V238H191ZM213 236H214V237H213ZM24 237H25V238L28 237V234H25ZM159 237H160V238H159ZM169 237H170V238H169ZM180 237H181V238H180ZM186 237H187V238H186ZM205 237H207V238L209 237V238H208L209 240H208L207 238H206V240H205ZM211 237H212V238H211ZM221 237H222L224 240H222ZM9 238H10L11 240H10ZM12 238H13V240H12ZM22 238H23V237H21V239H22ZM165 238H166V239H165ZM210 238H211L212 241L214 240V242H215V240H216L217 243L215 244L214 242H212V241L210 240ZM213 238H215V239H213ZM161 239H163V240H161ZM167 239H168V240H167ZM170 239H171V240H170ZM178 239H179V240H178ZM185 239H186V240L188 239L187 242H185ZM191 239H193V240H191ZM218 239H219V241H218ZM220 239H221V240H220ZM16 240H17L18 242H17ZM22 240L25 241L24 238H23ZM26 240H27V238H26ZM166 240H167V241H166ZM183 240H184V241H183ZM194 240H195V241H194ZM257 240H256V241H257ZM11 241H13V242H11ZM168 241H169V242H168ZM180 241H181V242H180ZM190 241H193L194 243H193V242L191 243ZM201 241H202V242H201ZM205 241H207V242H205ZM210 241H211L212 244L215 245L214 248H213L212 244L210 243ZM227 241H228V243H226ZM179 242H180V243H179ZM182 242H183V243H182ZM184 242H185L186 244H185ZM195 242L198 243V244H196ZM188 243H189V246H190V245L192 246V247L190 246V247H191L190 249H188V248H189ZM203 243H204V244H203ZM205 243H206V244H205ZM207 243H209L208 246H204V245H207ZM42 244H43V245H42ZM166 244L163 246V248H164V250H165L164 252H163V248H162V246H161L162 251H159V253H161V256H160V254H159L158 252H156V254H158V255H156V256H158V257L160 256L161 258H160V257H159V258H158V257H155V260L165 258V257H166L165 255L169 254V252L165 253L166 251H168V249H167V250L165 249ZM184 244H185V245H184ZM201 244H202V245H201ZM12 245H13L14 248L12 247ZM16 245H17V246H16ZM18 245H19V246H18ZM194 245H195V246H194ZM22 246H21V247H22ZM43 246H45V249L42 248ZM183 246L186 247L187 249L184 248ZM196 246H198V247L196 248ZM199 246H200L201 248L204 246V248H202V249L200 248V249H199ZM209 246H210L211 248H209ZM40 247H41L42 249H41ZM167 247H168V246H166V248H167ZM36 248H38V249H40V250H37ZM183 248H184V249H183ZM206 248H207V249H206ZM208 248H209V249H208ZM14 249H16V250L14 251ZM47 249H48V250H47ZM50 249H51V250H50ZM185 249H186V250H185ZM204 249H205V250H204ZM210 249H211V250H210ZM12 250H13V251H12ZM17 250H18V251H17ZM19 250H21V251H19ZM26 250H27V251H26ZM31 250H32V251H31ZM36 250H37V251H36ZM46 250L49 251V252H47ZM54 250H55V251H54ZM187 250H188V251H187ZM198 250H200V251H198ZM206 250H207V252H206ZM209 250L212 251V253H211ZM16 251H17L18 253H16ZM39 251H40L41 254L38 253ZM41 251H42L43 253H42ZM50 251H51V253H50ZM53 251L55 252V254L53 253ZM186 251H187V252H186ZM20 252H22V254H21ZM28 252H29L30 254H29ZM31 252H32V253H31ZM56 252H57V253H56ZM162 252H163L164 254H163ZM202 252H204V253H202ZM36 253H38V254H36ZM46 253H47V254H46ZM17 254H18V255H19V254L21 255L20 258H19V256H18ZM25 254H26V255H25ZM50 254H51V255H50ZM188 254H189V255H188ZM29 255H30V256H29ZM31 255H32V256H31ZM36 255H37V256H36ZM162 255H163V257H162ZM23 256H24V257H23ZM33 256H34L35 258H34ZM42 256H43V257H42ZM46 256H47V257H46ZM48 256H49V257H48ZM55 256H56V257H55ZM57 256H58L59 258H58ZM186 256L184 255L185 259L187 258ZM16 257H17V258H16ZM31 257H32V258H31ZM37 257H38V259H37ZM45 257H46V258H45ZM50 257H51V258H50ZM60 257H61V258H60ZM66 257H67V259H66ZM204 257H206V256H204ZM27 258H28L29 260H28ZM30 258H31V259H30ZM42 258H45V260H43ZM23 259H24V260H23ZM39 259H40V260H39ZM52 259H53V260H52ZM187 259H189V258H187ZM18 260H19V261H18ZM20 260H21V261H20ZM27 260H28V261H27ZM31 260H32V262H31ZM36 260H37V261H40V262H37ZM69 260H70V261H69ZM34 261H36V262L34 263ZM41 261H42V262H41ZM47 261H49V262H47ZM56 261H57V262H56ZM158 261L160 262V260H158ZM158 261H156L157 264H159ZM29 262H30V263H29ZM52 262H53V263H52Z\"/></svg>",
	"mask_w": 264,
	"mask_h": 264
}]
</instances>
